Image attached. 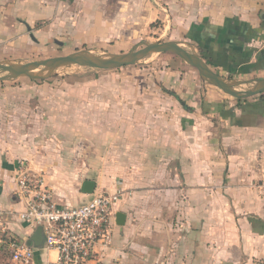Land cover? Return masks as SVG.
<instances>
[{"label":"crops","instance_id":"obj_1","mask_svg":"<svg viewBox=\"0 0 264 264\" xmlns=\"http://www.w3.org/2000/svg\"><path fill=\"white\" fill-rule=\"evenodd\" d=\"M153 38L189 44L238 86L264 79V0H0V62ZM159 72V84L94 80L77 98L69 84L0 82V207L24 208L25 164L62 205L85 203L89 181L123 192L90 264H264V91L234 96L184 60ZM11 229L28 244L37 230ZM30 245L40 264L57 256Z\"/></svg>","mask_w":264,"mask_h":264},{"label":"built area","instance_id":"obj_2","mask_svg":"<svg viewBox=\"0 0 264 264\" xmlns=\"http://www.w3.org/2000/svg\"><path fill=\"white\" fill-rule=\"evenodd\" d=\"M15 196L25 206L22 210L0 207V255L9 254L14 264H40L35 248L12 232L15 219L35 230L43 228L47 250H55V259L45 264H90L95 247L112 241L113 209L123 192L96 191L81 205L59 204L41 173L22 164L18 170Z\"/></svg>","mask_w":264,"mask_h":264},{"label":"rangeland","instance_id":"obj_3","mask_svg":"<svg viewBox=\"0 0 264 264\" xmlns=\"http://www.w3.org/2000/svg\"><path fill=\"white\" fill-rule=\"evenodd\" d=\"M165 40V39H163ZM170 41V40H169ZM167 41H157L156 39H152L149 43H142L138 46L134 47L132 50L128 51H139L150 43L158 44L169 42ZM185 50L191 52L192 48H190L189 44H182L180 45ZM54 48L49 49L45 52H40L35 54L32 57H28L26 60H7L6 62H0L4 66H13L17 67L20 65H26L32 62L42 61V60H49L58 57L68 56L71 54H81L84 57H88L93 59V56H98L103 59L112 60L115 59L117 54L109 53L102 50H95L89 48H81L78 50H71V51H63L57 46H53ZM123 52V53H128ZM122 54V53H120ZM119 55V54H118ZM187 62L185 59L180 57L178 54L175 56L171 54V51L166 50H157L154 52L149 53L147 56L143 58H139V56H134L131 59H123L120 58L119 62H130L127 65H123L117 68H97V67H89L83 64L68 61L64 64H47L44 66H40L38 69L32 70L34 76L31 75H22L18 78L32 80L36 82H51V83H63L64 85L69 84L71 88L72 96L77 98L82 96L83 92L89 90L91 84L95 81L104 83L110 82H118L121 84L133 82L136 83H161V73L159 71L164 70L166 67H172L173 65H180L181 61ZM1 61V59H0ZM96 61V60H95ZM58 62V61H57ZM188 64H190L188 62ZM59 65V66H57ZM49 69V70H48ZM36 72V73H35ZM223 77V76H222ZM0 78H5L0 80V82H13V80H20L17 77L10 74L8 71L2 70L0 68ZM228 84H237V82H231L230 79L226 80ZM259 82L256 84H249V85H233L232 87L236 90H253L259 88ZM124 88H119V92L122 91ZM94 92H88L90 94L88 97L91 98Z\"/></svg>","mask_w":264,"mask_h":264},{"label":"water","instance_id":"obj_4","mask_svg":"<svg viewBox=\"0 0 264 264\" xmlns=\"http://www.w3.org/2000/svg\"><path fill=\"white\" fill-rule=\"evenodd\" d=\"M157 50H166V51H171V52L178 54L183 59H185L187 62H189L190 64L195 66L201 72V74L204 77L208 78L213 84H215L216 86L222 88L223 90H225L226 92H228L234 96H249V95H253L255 93L264 91V79L259 81V85H260L259 88H256V89H253L250 91H245V92L236 91L235 88H233L232 86L238 85V82H237V84H233V85L226 83V80L222 76L213 72L211 70V68L205 62H203L200 58L195 56V54L185 50L180 45H178L174 42H170V41L164 42V43H158V44L151 43V44H148V46H146L145 48H143L139 51H136V52L131 51V52L122 53L119 55L117 54L115 59H112V60L103 59V58H100L98 56H93V59H91L88 57H84L78 53V54H71L68 56L58 57V58L49 59V60L32 62V63L26 64V65H20L17 67L4 66L0 63V68L2 70L8 71L10 74H12L15 77H19L22 75L34 76L32 74V70L38 69L40 66H44V65H47L49 63H51V64H57V63L64 64L68 61H74V62L83 64V65L89 66V67L117 68V67H121L123 65H127L128 63H130V62H119L120 58L131 59L137 55L139 56V58H143V57L147 56L149 53L157 51ZM57 66H59V65H57ZM3 79H5V78H0V80H3ZM231 82H234V81L231 80ZM82 190L87 194L94 193V190H95L94 182H92V181L85 182L83 184ZM42 242H43V228L38 227L37 230L35 231V233L32 235V237L29 241V244L35 243L36 245H40V244H42Z\"/></svg>","mask_w":264,"mask_h":264},{"label":"bare ground","instance_id":"obj_5","mask_svg":"<svg viewBox=\"0 0 264 264\" xmlns=\"http://www.w3.org/2000/svg\"><path fill=\"white\" fill-rule=\"evenodd\" d=\"M49 70V69H48ZM36 71V70H35ZM33 73V72H32ZM36 73V72H35ZM34 74V73H33Z\"/></svg>","mask_w":264,"mask_h":264}]
</instances>
